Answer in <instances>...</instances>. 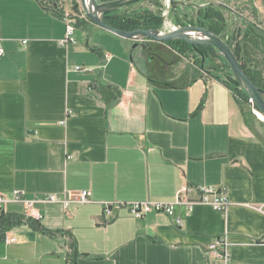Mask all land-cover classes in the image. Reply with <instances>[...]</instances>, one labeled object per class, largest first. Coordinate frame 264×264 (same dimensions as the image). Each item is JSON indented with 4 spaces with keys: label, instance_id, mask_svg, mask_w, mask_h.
Returning a JSON list of instances; mask_svg holds the SVG:
<instances>
[{
    "label": "crops",
    "instance_id": "0c3cea01",
    "mask_svg": "<svg viewBox=\"0 0 264 264\" xmlns=\"http://www.w3.org/2000/svg\"><path fill=\"white\" fill-rule=\"evenodd\" d=\"M146 1L129 9L151 10ZM189 1L233 5L264 31V0ZM65 14L75 13L63 0H0L3 208L51 232L5 230L0 264H224L208 250L219 235L229 264H264V138L223 78L167 42L132 49L88 19L76 23V42L60 45ZM182 186L211 188L229 204L131 215V203H172ZM81 190L88 202L63 206L67 191ZM48 194L58 200L42 201Z\"/></svg>",
    "mask_w": 264,
    "mask_h": 264
},
{
    "label": "trees",
    "instance_id": "16d2710c",
    "mask_svg": "<svg viewBox=\"0 0 264 264\" xmlns=\"http://www.w3.org/2000/svg\"><path fill=\"white\" fill-rule=\"evenodd\" d=\"M48 2L50 4H56L58 3V0H48ZM73 7L76 8L75 5ZM129 8L130 6L125 8L127 10L126 13L116 17H108L104 20V22L115 29L123 31H132L137 29L151 30L161 28L163 19L159 14L146 8L139 10H130L131 8ZM178 8L174 10L173 13L176 23L185 26L196 25L204 27L225 40L229 47L232 48L234 55L238 60L243 72L249 78L251 83L255 87L264 91V31L262 29H260L251 21H248L246 18L245 21H243L240 17V26L236 30H234L233 33L227 35L228 25L224 15L226 9L222 8L221 6L215 3L201 6L196 9V14H194L193 16H190L188 13H181V11H178ZM187 8L190 9V7ZM82 20L83 19L76 18L75 27L76 23ZM85 21H87V19ZM167 43L174 50H176V52L180 54L191 55L194 58L195 63H199L200 66V55L193 50L192 46L189 43L180 40H172L168 41ZM197 49L201 54L204 55L205 59L209 57V55H211V50L204 45H198ZM222 60L224 59L222 58ZM202 69L205 70L204 66L202 67ZM224 82L230 87V89L236 96L237 101L242 109L244 118L248 123V111L246 110V93L244 91L241 92L238 89L239 85L235 79L232 78V80L230 81L224 80ZM22 223L28 224L35 230H39L47 234L51 233L50 231L43 229L39 224L32 221L30 218L8 214L1 218L0 231L9 230L12 227L20 225ZM67 261L68 264H72V260L69 259Z\"/></svg>",
    "mask_w": 264,
    "mask_h": 264
},
{
    "label": "water",
    "instance_id": "95a60500",
    "mask_svg": "<svg viewBox=\"0 0 264 264\" xmlns=\"http://www.w3.org/2000/svg\"><path fill=\"white\" fill-rule=\"evenodd\" d=\"M82 10L86 18L98 25L102 29L110 31L120 37L133 40L132 49H140L139 51H144L145 44L143 40H151L154 42H168L172 40H180L189 43L193 50L200 55L201 61L200 65L203 67L205 57L197 49L198 45H204L208 47L215 55L223 58L227 63L233 78L236 80L238 85L244 90L249 98L252 99L256 108L264 116V91L255 87L249 78L243 72L238 60L236 59L232 48L223 40L221 37L210 32L204 27L196 25H186V26H169L168 30L163 31L161 29H151V30H132L123 31L115 29L107 25L104 20L108 17H116L127 12L125 9L128 6L134 5L142 0H79ZM213 4H196L185 0H165V5H169L172 10H176L178 7H194L198 9L201 6ZM222 8L233 12L234 14L240 16L243 21L245 18L241 16L236 10L226 5L225 3H215ZM121 10V11H119ZM164 22V19H163ZM141 55V54H140ZM130 60L133 61V57L130 56Z\"/></svg>",
    "mask_w": 264,
    "mask_h": 264
},
{
    "label": "built area",
    "instance_id": "2783aa9c",
    "mask_svg": "<svg viewBox=\"0 0 264 264\" xmlns=\"http://www.w3.org/2000/svg\"><path fill=\"white\" fill-rule=\"evenodd\" d=\"M83 19L86 20V16L82 11L80 14H65V34L64 37L59 41L60 45L67 46L70 43L75 42L74 32H75V19ZM4 53L3 49L0 47V55ZM78 69V68H76ZM249 102L253 105L254 102L251 98H249ZM256 107V106H255ZM254 113H258L253 111ZM193 191H198L199 197L197 199L190 198V194ZM21 191L13 190L12 191V200L16 202H25L27 208L32 210V202L23 200L21 196ZM57 197L54 194H48L42 198L44 202H52L57 201ZM8 201L5 194L0 193V209L2 206ZM89 201V192L86 190L81 191H67L64 197L61 199L63 206L66 207L69 203H86ZM197 203H204L210 205L213 209L224 212L229 204V200L227 196L223 193L217 192L211 188L206 187H191V186H182L176 193L175 201L172 203L168 202H133L129 205L130 213L135 218H140L144 214L156 211V212H164L167 215H174V207L175 205H183L187 210L191 209V207ZM109 204H105V212L110 213ZM30 217L34 220L40 219V214L31 211ZM1 221V218H0ZM174 222L177 226H181L182 221L179 217H175ZM6 231H0V238H2L5 242H9L10 239L5 234ZM209 252L217 259H220L224 262V264H229L231 259V254L229 250V241L226 235H219L214 237V239L209 243L208 246Z\"/></svg>",
    "mask_w": 264,
    "mask_h": 264
},
{
    "label": "rangeland",
    "instance_id": "374dc122",
    "mask_svg": "<svg viewBox=\"0 0 264 264\" xmlns=\"http://www.w3.org/2000/svg\"><path fill=\"white\" fill-rule=\"evenodd\" d=\"M46 1L48 2V0H46ZM63 2H64L65 8H67L69 12H73L75 14L76 13L80 14L83 11L79 0H63ZM74 5L76 8L73 7ZM145 5L150 6L152 8L151 11L159 14L162 17V19H164V22H162V25L160 28L161 30L166 31V30H168L169 26H178L179 25L178 23L175 22V20H174L175 23L172 20L171 21L173 23L169 20L170 17L171 18L173 17L174 10H172L169 5H167V6L165 5V0H147L145 2ZM230 7L234 9L233 5H230ZM234 10H236V8ZM178 11H181V13H185V14L188 13L190 16H192V13H193L186 6L181 7V8L179 7ZM238 12L241 14L242 17L246 18L245 17V15L247 14L246 11H244L243 13H241L240 11H238ZM224 15H225V19H226V22L228 25L227 35H229L230 33H233L234 30H236L240 26V24H241L240 19L241 18H240V16H238V15H236L233 12H230L228 10L225 11ZM179 26H185V25H179ZM77 35H79V34L75 28V32H74L75 42H76L75 36H77ZM207 59L209 61V64H208V66H206V64L204 63L205 69L211 71L212 74L215 76L216 75L220 76L221 78H223V80H226V81L232 80L233 76L230 72V69H229L227 63L224 60H222L221 57L215 55L211 51V55H209V57H207ZM196 64L199 66V63L196 62ZM238 89L241 92L244 91L240 86H238ZM246 110L248 111L247 112L248 113V116H247L248 121L254 125L258 135L262 136L264 138V118L262 119L256 113L253 112V111H256V112L260 113L259 110L255 107V105H253L252 103L249 102L248 96H247V100H246Z\"/></svg>",
    "mask_w": 264,
    "mask_h": 264
},
{
    "label": "bare ground",
    "instance_id": "6f19581e",
    "mask_svg": "<svg viewBox=\"0 0 264 264\" xmlns=\"http://www.w3.org/2000/svg\"><path fill=\"white\" fill-rule=\"evenodd\" d=\"M257 115H258L259 117H261L262 119L264 118L260 113H257ZM3 206H4V205H3ZM3 206H2V208L0 209V218H2V217H4L5 215H7V213L5 212Z\"/></svg>",
    "mask_w": 264,
    "mask_h": 264
}]
</instances>
